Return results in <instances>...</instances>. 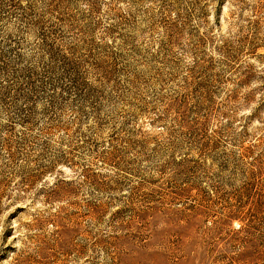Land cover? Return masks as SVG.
<instances>
[{
	"label": "rangeland",
	"instance_id": "1",
	"mask_svg": "<svg viewBox=\"0 0 264 264\" xmlns=\"http://www.w3.org/2000/svg\"><path fill=\"white\" fill-rule=\"evenodd\" d=\"M0 264H264V0H0Z\"/></svg>",
	"mask_w": 264,
	"mask_h": 264
}]
</instances>
